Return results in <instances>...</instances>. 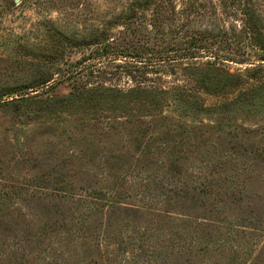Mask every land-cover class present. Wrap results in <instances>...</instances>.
<instances>
[{
  "label": "rangeland",
  "instance_id": "374dc122",
  "mask_svg": "<svg viewBox=\"0 0 264 264\" xmlns=\"http://www.w3.org/2000/svg\"><path fill=\"white\" fill-rule=\"evenodd\" d=\"M243 1L0 0V264H264Z\"/></svg>",
  "mask_w": 264,
  "mask_h": 264
},
{
  "label": "trees",
  "instance_id": "16d2710c",
  "mask_svg": "<svg viewBox=\"0 0 264 264\" xmlns=\"http://www.w3.org/2000/svg\"><path fill=\"white\" fill-rule=\"evenodd\" d=\"M234 7V11L233 14H238L242 16V29H243V35H246L248 38L250 39H254L255 37L261 36L262 32L260 33V27L255 23L254 18L252 16V13L250 12V6L251 3L249 2H244L243 0H232V4ZM244 21V22H243ZM222 36H224V34H226L225 30H222V32H219ZM258 43V44H256ZM254 45L251 44V46H255L258 51L261 53V55L259 56V60L260 61H264V42H262L261 40H259L258 42H256ZM207 49L205 46H200L198 45L195 40H192L191 45L188 47L187 52L190 51H194V52H207ZM216 58H220L221 61H228V62H233V63H248L250 61V59L246 58L247 56H245L244 54H237L238 56H234L232 54H223L221 52H217L215 53ZM252 72H257L256 74H251L252 76H248L247 81L245 82L246 85H249L248 87H246L245 90H239V92L237 93V95H234V98L237 99V97L239 96H246L245 100L247 101H254V97H255V93L259 92L261 93L262 91H264V73H263V69L260 67H256L253 70H251ZM246 72H250V71H246ZM260 75V76H259ZM239 76H235V74H230L227 73L226 77L222 79L220 83L221 88H219L218 93L223 92L226 90V82L227 80L230 81V83L232 82L231 80H237ZM239 79V78H238ZM250 80H254L256 81L255 84H248V81ZM223 95V94H222Z\"/></svg>",
  "mask_w": 264,
  "mask_h": 264
}]
</instances>
